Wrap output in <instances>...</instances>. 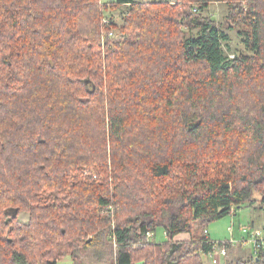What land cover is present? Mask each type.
I'll return each instance as SVG.
<instances>
[{
  "label": "trees",
  "instance_id": "16d2710c",
  "mask_svg": "<svg viewBox=\"0 0 264 264\" xmlns=\"http://www.w3.org/2000/svg\"><path fill=\"white\" fill-rule=\"evenodd\" d=\"M235 29L253 53L227 51ZM257 199L264 0H0V264H60L106 229L114 264H204L209 222Z\"/></svg>",
  "mask_w": 264,
  "mask_h": 264
},
{
  "label": "rangeland",
  "instance_id": "374dc122",
  "mask_svg": "<svg viewBox=\"0 0 264 264\" xmlns=\"http://www.w3.org/2000/svg\"><path fill=\"white\" fill-rule=\"evenodd\" d=\"M105 3L112 2L113 0H102ZM176 2V0H173ZM105 6V4H102ZM127 5H122L116 9H107L106 14L111 15L112 19L117 24L122 25L127 13ZM204 13H208L209 15L216 18V20L221 24L226 20L228 14V7L226 4L221 2H213L211 3L208 10ZM110 18V17H109ZM119 25V26H120ZM112 27L109 35L107 31H104V40L107 37L112 38H120L122 35L121 26ZM108 30V29H107ZM230 40H229V50H227L231 55L239 54V53H253V50L249 47L244 39V35H241L237 29L229 30ZM255 196L260 199L261 194L259 192L255 193ZM254 204H243L226 216L210 221L208 224L209 233L211 239L217 244H220L222 241L235 239L236 244H233L234 248L229 249L228 247V255L223 258L222 262H226V260H230L232 257L240 252V244L242 245L243 254L248 256L250 252L253 250V243L247 242L242 243L243 237L245 233L243 232V228L245 226H253L254 228H259L262 231L264 236V208L260 206L259 200ZM20 219L27 222L30 218L29 212L20 213ZM8 220V219H7ZM116 222V221H115ZM252 229V228H251ZM110 230H100L98 232H87L85 239L88 237V240L94 238L96 240L94 244L88 248L79 247L76 249L75 255H66L64 258L60 259V264H114V257L117 251V244L114 240L111 239ZM188 238L190 234H188ZM155 235L148 237L151 240H155ZM166 237V234L163 228H160L156 231V240L162 241ZM84 239V240H85ZM237 248L238 251H237ZM249 250V251H248ZM251 250V251H250ZM204 264H213L212 258L209 254L203 255Z\"/></svg>",
  "mask_w": 264,
  "mask_h": 264
},
{
  "label": "built area",
  "instance_id": "2783aa9c",
  "mask_svg": "<svg viewBox=\"0 0 264 264\" xmlns=\"http://www.w3.org/2000/svg\"><path fill=\"white\" fill-rule=\"evenodd\" d=\"M105 21H108V19H105ZM242 228H243V232L245 233L242 243L252 242L253 248H258L264 244V236L259 228L248 227V226ZM205 232L209 236L208 228L205 229ZM153 235H155L154 231L150 230L147 232L148 237H151ZM208 240L209 242H212L214 244L212 251L209 253V255L212 258L213 264H222L223 258L228 255V244H236L235 239L225 240L222 241L220 244H217V242H214V240H212L211 238H209Z\"/></svg>",
  "mask_w": 264,
  "mask_h": 264
},
{
  "label": "crops",
  "instance_id": "0c3cea01",
  "mask_svg": "<svg viewBox=\"0 0 264 264\" xmlns=\"http://www.w3.org/2000/svg\"><path fill=\"white\" fill-rule=\"evenodd\" d=\"M248 227H253V226H248ZM188 234H189V233H181V234L177 235V236L175 237V239H176V240H184V239H188V236H189ZM209 235H210V233H209ZM210 237H211V236H210ZM154 238H155V240H156V234H155ZM165 239H166V237H165ZM165 239H164V240H165ZM164 240H162V241H164ZM156 241H157V240H156ZM239 247H240V252H238V254H239V253H242V254H243V253H244V252H243V249H242L243 247H242L241 245H240ZM238 249H239V248H237V251H238ZM232 250H233V249H232ZM248 251H249V250H248ZM250 251H251V250H250Z\"/></svg>",
  "mask_w": 264,
  "mask_h": 264
},
{
  "label": "water",
  "instance_id": "95a60500",
  "mask_svg": "<svg viewBox=\"0 0 264 264\" xmlns=\"http://www.w3.org/2000/svg\"><path fill=\"white\" fill-rule=\"evenodd\" d=\"M18 208H16L13 212L12 215L8 218L7 222H9L13 217H16L18 215Z\"/></svg>",
  "mask_w": 264,
  "mask_h": 264
}]
</instances>
